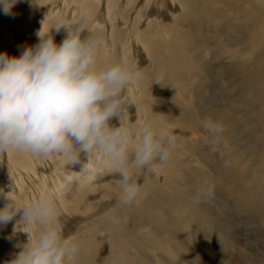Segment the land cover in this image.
I'll use <instances>...</instances> for the list:
<instances>
[{"label": "bare ground", "instance_id": "1", "mask_svg": "<svg viewBox=\"0 0 264 264\" xmlns=\"http://www.w3.org/2000/svg\"><path fill=\"white\" fill-rule=\"evenodd\" d=\"M253 1L19 0L11 15L0 13V52H7L10 56H17L23 47L38 42L36 32L46 15L45 33H49L57 22H62L69 29L82 24L87 30L83 35L88 34L99 40V67L127 61L140 69L141 57L144 56L148 66L141 69L140 77L123 94L126 101L123 122L132 135L143 126H150L154 131L167 129L174 137L168 161L153 173L157 179L150 181L151 172L144 168L135 169V175L143 181L146 179L147 183L141 184L132 202L121 204L113 212L108 211L106 192L111 189V192L121 196V185L112 182L104 186L101 183L106 176L117 174L106 165L97 166L95 158L91 162V179L82 184L80 171L82 164L87 162L86 157L70 164L56 155L43 157L14 151L0 153V190L14 206L23 207L42 197L52 198L57 206L62 233L74 234V237L77 236V230L84 233L81 240L77 239L84 247L80 248L77 244L78 252L69 263L121 264L122 261V264H128L129 261L124 257L115 261V256L109 255L131 250L143 263L152 264L157 257L148 255L150 250L154 254L166 253L184 264L189 248L184 244L183 247L180 245L183 251L175 248V233H178L176 222L181 220L186 231L196 223H205L204 220L212 225L215 217L212 218V207L207 208L203 204L204 193L209 192L215 197L220 185L242 191L241 209L249 212L253 210V215L261 217L264 223V188L259 191V185L264 181L261 168L258 166L250 170L248 165L230 158H227L228 165L220 163L221 159L217 157L222 145H238L224 142L220 147V143H207V134L201 123L204 119L221 121L225 127L222 141H229L237 135L235 124L240 122V117L230 105L233 104L230 96L222 100L215 91L231 90L229 87L238 83L237 86L247 92L259 90L264 93V1ZM255 1L258 3L255 4ZM220 2L230 3V6L231 2L247 6V10L237 15L231 9L219 13L204 8L208 4ZM208 9L211 7L208 6ZM144 23L147 26L142 29ZM66 32L67 29L61 28L53 33L57 44L64 39ZM164 76L160 86L156 82L152 83ZM165 88H171L175 94L167 95ZM158 91L161 92L160 98L169 96L172 101L162 103L160 99L157 100ZM263 93L256 109L262 111L257 115L260 118H264ZM248 95L250 99V93ZM192 99L196 101H187ZM185 101L190 105L185 104ZM222 101L229 105L222 106ZM187 114L194 119L188 118ZM198 120L199 124L196 123ZM110 123L119 126L120 120L113 117ZM191 123V132L192 128H198L201 124V140H183L180 137L181 132L175 126L184 129ZM237 140L241 142L242 138ZM116 186L120 188L116 189ZM72 190L75 193H71ZM193 190H196L194 192L198 198L193 194L196 199L192 196ZM180 197L186 208H192L190 212L195 218L190 219L179 212L177 201ZM200 198H203L202 203L199 202ZM6 203L5 197L0 195V207ZM72 210H89V214L95 213V216L106 210L111 218L105 214L98 217L95 223L80 227L79 216ZM19 219L18 213L6 225H0V264H7L14 259L27 243L25 232L28 229L22 224L17 225ZM111 223L114 227H109ZM101 226L112 230L114 235L113 239L109 236L107 246L96 239V234L102 233ZM141 228L146 231L138 235V229ZM35 230L39 229L34 225L33 234ZM172 231L175 233H170ZM226 235L230 237L228 232ZM8 247L10 251H7ZM84 248L88 250L87 255L83 252ZM196 260L193 264H197Z\"/></svg>", "mask_w": 264, "mask_h": 264}, {"label": "clouds", "instance_id": "2", "mask_svg": "<svg viewBox=\"0 0 264 264\" xmlns=\"http://www.w3.org/2000/svg\"><path fill=\"white\" fill-rule=\"evenodd\" d=\"M18 2L0 0V13L11 15ZM46 19L47 15L36 32V44L23 47L17 56L0 52V153L56 155L70 164L86 157L80 171L82 184L91 179L95 158L97 166L106 165L117 174L119 203L128 204L141 186L134 170L156 173L168 161L174 137L167 129L154 131L150 126L132 135L123 122V94L140 77L141 69L127 61L99 67L100 41L83 35L87 30L82 24L69 29L57 22L45 33ZM61 28L67 32L57 44L53 33ZM113 117L119 118V126L110 123ZM201 123L207 143L222 141L221 121ZM0 195L7 200L0 207V225L19 213L17 225L28 229L27 243L7 264H69L78 245L74 234L62 233L53 199L42 197L16 207L2 190ZM34 225L39 229L35 235ZM145 231L138 229V235Z\"/></svg>", "mask_w": 264, "mask_h": 264}, {"label": "rangeland", "instance_id": "3", "mask_svg": "<svg viewBox=\"0 0 264 264\" xmlns=\"http://www.w3.org/2000/svg\"><path fill=\"white\" fill-rule=\"evenodd\" d=\"M250 1L254 3L253 0H250ZM259 1H264V0H259ZM225 3L227 2H220L216 5L208 4L207 6H204V8H206L208 11L210 10L214 12L217 11L219 13H222L224 11H229L231 9L230 11L233 12V14L234 12H236L237 15L240 12H244L245 10H247V6H241L240 4L234 5V3L231 2V6L233 5L231 7L230 3L229 4L227 3L226 5ZM257 3L258 2L255 1V4ZM208 6L209 8L211 7V9H208ZM234 6H235V9H234ZM177 12H179V10H177ZM154 18L155 17H153V19ZM146 26H147L146 23H144L141 26V28L144 29ZM128 57H130V55L127 56V59ZM141 58L143 59H142V62L139 64V67L140 69L142 68L144 69L145 67L148 66V61L144 56ZM158 78L159 77H157V79ZM164 79H165V76L163 78H159L158 81H152V83L156 82V85L160 86V82L163 83ZM237 85L238 83H236L235 86L229 87L231 88V90H228V91H223V90L215 91V94L218 97H220L219 99L224 100L227 96L228 97L230 96L229 97L230 101L233 102V104L231 103L230 105L233 108H235L236 113H238L240 117V122L235 124L236 126L235 133L237 135H235L234 138L230 139L229 141L228 139H226L220 142V147H221V144L224 142L237 143L238 147H233L229 143L228 145H226L228 147L222 145V147L219 150V155L217 159L220 158L221 159L220 163L228 165L229 161L227 158H230V160L238 161L240 163L242 162L243 164L248 165L250 167V170H252L253 168L256 169L259 166L264 175V118L258 117L257 115H260L262 111L258 112L256 110L259 107L258 105L260 103L259 97L260 95H262L263 92L259 90L247 92L243 90L241 86H237ZM164 92L167 95L175 94V92L172 91L171 88H165ZM159 93L161 94V92L160 91L157 92L158 94V97H156L157 100L160 99L162 103L163 102L167 103L168 101H172L169 98V96L160 98L161 96ZM249 93L251 96L250 99L248 98ZM263 100H264V93H263ZM187 101L195 102L196 100L192 99V101L190 100H187ZM187 101H185V104L190 105ZM225 104L229 105V103L222 101L221 105L224 106ZM217 110H220V109H217ZM242 115H244V117H242ZM187 116L188 118H191L192 120L194 119L189 114H187ZM241 118L243 120H241ZM196 123L199 124L200 121L198 120L196 121ZM189 125L188 127H185L184 129H181L182 128L181 126L180 127L175 126L177 129L179 128V131L181 132L180 137L183 140H186V139L188 140L192 138L193 139L195 138L198 141L201 140L200 139L202 136L201 124L198 125V128H192L193 129L192 132L189 129L193 126V124L191 123ZM242 125L244 127H242ZM140 126H142V124ZM194 127L196 126L194 125ZM191 134H192V137L190 136ZM186 135L189 138L186 137ZM237 138L238 139L242 138L241 142L238 141ZM200 145H202V143H200ZM214 150L215 149H213V151ZM227 168L228 170H230L229 167ZM189 176L192 177L191 175ZM136 177L140 185L147 183L143 181L142 178L140 179L139 176H136ZM117 179H118V176L114 174L112 177L106 176V179H105L106 181L105 180L101 181V183H103L104 186L110 185V183L112 182H115V184H118ZM153 179H157V175L150 173L149 180L152 181ZM243 183H245L244 179H243ZM261 183L259 185V188H260L259 191H261L264 188V181H262ZM219 187L220 188H218L217 196L213 197L211 193L206 192L204 193V199L202 198L204 200L203 201L204 206H206L207 208L211 206L213 209L212 211L214 214H212L213 215L212 218L215 217V219H212L214 220L212 221L213 226L211 225L209 221L204 220L205 223H203L202 221L199 224L196 223L194 227H190V228L188 227L186 231L183 227L182 221L177 220L176 230L178 231V233H175L173 231L170 232V233H175L176 235L175 237L176 238L175 240L177 242V244L175 245L176 249L183 251V249L181 248V246L183 247V244L189 248L184 264H193L194 260L196 259H197L196 260L197 264H264V223L262 222L261 217L259 216L256 217L255 215H253V210L249 212V211H243L241 209L240 201L242 199V196H241L242 191L240 190L234 191L231 188H227L224 185H220ZM115 188L117 189L120 187L116 186ZM190 188H193V187L191 186ZM194 191L196 190H193L192 196L197 195L196 192ZM250 191L251 190H248L247 192H250ZM72 192H74V190H72L71 193ZM109 193H110V197H109ZM170 193L171 192L168 191L169 195ZM106 194L108 197V202L106 204L107 206H109L107 207L108 211L111 210V212H113L116 209H118L117 207H120V205L122 204V203H119L120 195L113 193V191L111 192V189H110V192L107 191ZM195 196L193 198L196 199L197 196L196 197ZM181 197L179 199L180 202L179 200L177 201V205H179V212L180 213L183 212L190 219L195 218L196 216L190 212L192 208H186L181 202L182 200ZM109 198H112V199H109ZM202 199L200 198L199 200L200 203H202L201 201ZM97 203H96V207H97ZM94 206H95V203L93 207ZM245 209H249V208H245ZM89 212H90L89 210L88 212L87 210H74V211L72 210V213L79 216L80 227L87 225V224L90 225V224L95 223L98 220L97 219L98 217L101 218L105 214H106L105 216H109L108 218H111L110 214L106 213V210L102 212L101 214H99L98 216H95V213L89 214ZM208 222L211 226L207 224ZM111 224L112 225L109 227H114L113 223ZM119 224H121V222H119ZM101 227L103 229L104 226H101ZM127 229L128 231L131 232L130 227H128ZM36 232H38V230H35L34 234H36ZM101 232H102L101 234H96V239L99 243H102V245L104 244V246H107L106 241H108L109 236H111L110 238L113 239L114 237L113 232L112 230L108 228L101 230ZM226 232L230 234V237H228L229 235L228 236L226 235ZM83 234L84 233L81 230H79V232L77 230V236L74 237V243L78 244L80 248H83L84 246L83 244L80 243V241H77V239L81 240L82 237L84 236ZM65 235H67L66 232H65ZM195 235L197 237H195ZM181 241H183V243H181ZM144 245L145 244H143V246ZM86 250L87 249L85 248L83 250L85 255L88 254L87 253L88 250L87 251ZM7 251H10V247L7 248ZM7 251L5 250L6 253H9ZM148 252H149L148 255L150 254V256L157 257L156 261L155 262L153 261L152 264H183L182 261H179L178 259H175L172 256L170 257L166 253L158 254L157 252L156 254L155 252L154 254V251H150V250H148ZM113 255L115 256V261L116 260L118 261V258L120 259V257H124L126 260L129 261L128 264L129 263L130 264H134V263L145 264L140 259H138L139 256L131 250H127L125 253H119V252L111 253L109 256L111 257ZM120 263L122 264L124 262L121 261ZM111 264H117V263L113 262Z\"/></svg>", "mask_w": 264, "mask_h": 264}]
</instances>
